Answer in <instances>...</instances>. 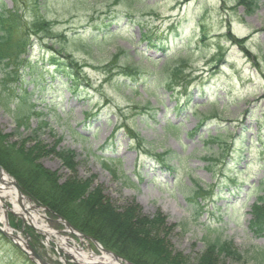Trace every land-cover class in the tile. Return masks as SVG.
I'll return each instance as SVG.
<instances>
[{
    "label": "rangeland",
    "instance_id": "obj_1",
    "mask_svg": "<svg viewBox=\"0 0 264 264\" xmlns=\"http://www.w3.org/2000/svg\"><path fill=\"white\" fill-rule=\"evenodd\" d=\"M19 2L26 19L40 13L52 23L42 39L73 54L78 63L74 75L84 89L80 98H72L56 83L46 86L54 80L46 75L40 93L44 99L36 91L30 109L24 104L33 84L18 71L17 78L0 82V91L12 106L29 114V122L17 129L0 107V133L18 147L39 152L35 165L53 173L57 182L82 196H97L100 221L106 219L102 210L108 203L118 214L117 238L124 224L130 226L129 234H140L133 228L137 218L146 216L156 221L149 232L171 258L201 264L207 242L217 238L241 259L213 250L209 263L255 264L253 256L264 248V226L258 223L264 206H255L264 197V0ZM12 7V0H0V9ZM140 26L148 37L164 38L168 59L199 48L191 52L180 85L170 91L165 57L139 41ZM103 31L109 34L101 38ZM189 38L192 44L181 47ZM40 41L29 45L28 56L40 58L45 51ZM117 48L126 55L111 63ZM124 63L134 67L131 72L122 70L119 65ZM122 81L133 88L118 84ZM50 96L56 99L50 101ZM176 101L185 103L181 110L175 108ZM149 104L150 114L142 109ZM167 121L177 128L167 127ZM217 135L229 145L225 156L224 144L211 141ZM158 156L167 159L169 168L161 167ZM109 157L119 159L116 174L104 166ZM196 186L201 189L193 196ZM20 191L39 206L38 219L51 231L47 237L33 227L21 208L22 216L12 215L4 199L0 216L20 236L22 246L29 244L47 264H84L76 261L74 251L100 264L92 259L101 251L86 235L69 231ZM119 260L133 264L121 256ZM0 264H10L1 251Z\"/></svg>",
    "mask_w": 264,
    "mask_h": 264
},
{
    "label": "trees",
    "instance_id": "obj_2",
    "mask_svg": "<svg viewBox=\"0 0 264 264\" xmlns=\"http://www.w3.org/2000/svg\"><path fill=\"white\" fill-rule=\"evenodd\" d=\"M13 7L9 9H0V82L9 80L12 77H18L17 72L28 76V81L26 83L33 84V89L29 93V100H26L24 104L26 107L30 106L32 109L33 103H30V98L37 91V97L39 100L44 99L40 97V93L44 90V85L42 81L45 79L44 76L48 75L50 80L52 78L56 80L50 81L46 86L52 88L54 83L64 87L66 91L70 94L72 98H80L83 93L82 83L78 80L74 73L77 72L78 63L74 58L73 54L70 55L64 50L62 45L55 44L51 41L50 45L44 42L42 39L44 36L48 35L51 30V24L40 14L33 15L30 19H26L25 15L21 11V3L19 0H12ZM42 2L38 3V7ZM35 7L38 10V7ZM40 11V10H39ZM128 16V15H127ZM134 23L138 25L140 22L135 19ZM141 30L143 28L140 26ZM109 31H103L101 38H103ZM109 34V33H108ZM32 36L34 38H32ZM64 37L63 34L59 36ZM32 38V39H31ZM41 39V45L44 46L45 51L40 54V58H32L28 56L29 45L34 43V40ZM160 35L153 37H148L145 30L140 32L139 41L145 43L146 49H154L165 57V64H168V73L166 80L167 90H172L175 86L180 85V78L183 76V70L189 64V57L191 52L198 50L195 45L190 51L185 54L179 55L177 58H169L166 56L165 41H163ZM192 44V38H189L187 42L181 43V47H189ZM126 52L123 49L117 48L116 53L111 57L109 62H115L116 59L124 58ZM121 62V61H120ZM114 64V63H113ZM122 70L131 72L132 68L128 64H120ZM124 73V72H123ZM136 73V72H135ZM129 74V73H128ZM128 74H125L127 77ZM138 73L134 74L132 77H136ZM25 81V79H23ZM125 81V80H124ZM124 81L118 82L124 87L133 88V84ZM188 83V81L186 82ZM42 84V86H41ZM174 86V87H172ZM187 95V93H186ZM191 97V96H190ZM50 101L56 99L54 96L50 97ZM189 99L185 102L189 104ZM11 100L7 99V96L3 95L0 91V107L3 111H6L15 125L18 128L28 125V115L19 107L12 106ZM183 102L178 103L176 101V109L181 110ZM188 107V106H187ZM29 109V110H30ZM146 113L150 114L153 111V106H144L142 108ZM203 124V122H202ZM167 127L170 129L177 128L175 124L166 122ZM201 125V124H200ZM218 141V143L224 144V152L221 153L222 156L226 153L229 145L225 141L220 139L217 135L211 139V141ZM18 142L12 143L8 140L7 135L0 133V165L5 168V170L12 175L17 185H19L22 192L29 195L35 202L40 203L43 206L48 207L56 215L62 216L70 225L76 228L80 233H84L89 237H93L97 242L108 250L116 253L122 258H126L129 262L133 264H189L183 263V259L171 258L168 253L163 251V243L159 240H155L154 237L149 232V229L154 230L157 227L156 221L148 220L146 216L137 218L136 222L138 225L133 229L138 232L134 234H129L128 230L130 226L124 224L122 227L118 228L120 232L121 239L117 238L116 225L118 224V219H116L115 211L111 208L108 203L103 204V213H105V218L100 219V213H98L95 208L99 206L96 202L97 196L83 195L79 191L73 192L71 186L68 188L65 185L57 182L53 173L48 170L43 169L35 165V158L39 156V152H33V150H26L24 147H18ZM37 150V148H34ZM225 156V155H224ZM160 159V160H159ZM158 163L162 168H169L167 165V159L163 160L158 156ZM108 164H104L106 169L111 174H116L115 167L119 163V159L109 157L107 159ZM126 180L127 177L122 175ZM200 187L196 186L193 196L198 193ZM201 189V188H200ZM264 206V197L258 198L255 206ZM255 207V208H256ZM264 208V207H263ZM114 211V212H113ZM259 226L262 228L264 226V209L259 211ZM129 217L133 214L127 212ZM263 216V217H262ZM98 217V218H97ZM115 218V222L112 220ZM257 219V221H258ZM129 220H132L129 219ZM127 219V221L129 222ZM114 222V223H113ZM207 256L201 258V264H213L209 263L213 250H219L220 253H231L229 250L228 243L223 240H210L206 244ZM0 251L2 256L8 260L10 264H34L30 259H27L26 255L21 252L18 248L9 241L5 239L0 234ZM231 257L235 260H240L241 255L238 252H232ZM212 260V259H211ZM255 264H264V248L257 251L253 256Z\"/></svg>",
    "mask_w": 264,
    "mask_h": 264
},
{
    "label": "bare ground",
    "instance_id": "obj_3",
    "mask_svg": "<svg viewBox=\"0 0 264 264\" xmlns=\"http://www.w3.org/2000/svg\"><path fill=\"white\" fill-rule=\"evenodd\" d=\"M0 175H1L0 178H1L2 185L4 186L2 188L0 187V204L4 202V199H7L11 207L10 208L11 212H13L15 215L17 214L20 216H22V213H23L25 220H28L29 223L33 227H36V229L41 230L43 234H45L48 237L51 231L45 229V227L41 225V222L38 219L41 217L40 216L41 209L39 207L33 206L24 197L18 196L15 186L11 184V181H12L11 177L6 175L4 171ZM20 208H21L22 213H20ZM1 209L2 207H0V210ZM2 221H3V218L0 216V222ZM4 229H7L8 231H10V229L7 227L6 228L4 227ZM74 257L76 261L82 262L83 260L86 261L87 258H89L90 256L85 255V254L78 255V253L74 251ZM92 260L93 261L96 260L94 262H98L100 264H124L119 259L105 252L103 253L101 252L100 257H94V259Z\"/></svg>",
    "mask_w": 264,
    "mask_h": 264
},
{
    "label": "water",
    "instance_id": "obj_4",
    "mask_svg": "<svg viewBox=\"0 0 264 264\" xmlns=\"http://www.w3.org/2000/svg\"><path fill=\"white\" fill-rule=\"evenodd\" d=\"M5 172L6 173V175H8V176H10L6 171H5V169L4 168H2V166L0 165V174L2 173V172ZM0 177H1V175H0ZM11 177V176H10ZM11 179H12V181H11V184L13 185V186H15V188H16V190H17V194H18V196H21V191H20V189H19V187H18V185L16 184V181H15V179H13L12 177H11ZM0 183H2L1 182V178H0ZM14 216H16L13 212H11ZM59 220H61V222L64 224V226H66L67 228H69V229H71V230H75L71 225H69L67 222H65L61 217H59ZM6 223H7V221H5V226H6ZM0 231L2 232V234L5 236V237H8L9 239H11V240H13L14 242L17 240V238H18V236H16V235H13V234H11V233H9L8 231H5L4 229H1L0 228ZM82 236H85V235H82ZM89 238V237H88ZM90 240H91V242H93L94 243V245H96V246H98L100 249H101V251L103 252H105V253H108V254H110L111 256H113V257H115V258H119V256L118 255H116L115 253L113 254V253H111L110 251H108V250H106L105 248H101L98 244H97V242L92 238H89ZM15 245L17 246V244L15 243ZM25 249H29L30 250V257L31 258H33V259H35L37 262H38V264H46V262L45 261H43L40 257H38V255L35 253V251L31 248V246L28 244H26L25 245Z\"/></svg>",
    "mask_w": 264,
    "mask_h": 264
}]
</instances>
